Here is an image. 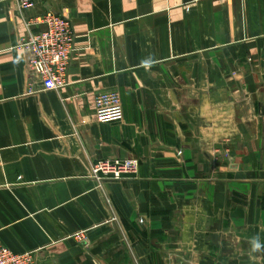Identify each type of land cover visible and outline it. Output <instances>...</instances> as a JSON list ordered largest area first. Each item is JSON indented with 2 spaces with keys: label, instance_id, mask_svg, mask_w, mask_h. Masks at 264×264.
I'll return each instance as SVG.
<instances>
[{
  "label": "crops",
  "instance_id": "crops-1",
  "mask_svg": "<svg viewBox=\"0 0 264 264\" xmlns=\"http://www.w3.org/2000/svg\"><path fill=\"white\" fill-rule=\"evenodd\" d=\"M33 3L0 0V246L33 264H264V0ZM47 14L76 41L57 91L19 49ZM109 90L124 118L100 123ZM106 160L138 171L99 182Z\"/></svg>",
  "mask_w": 264,
  "mask_h": 264
},
{
  "label": "built area",
  "instance_id": "built-area-1",
  "mask_svg": "<svg viewBox=\"0 0 264 264\" xmlns=\"http://www.w3.org/2000/svg\"><path fill=\"white\" fill-rule=\"evenodd\" d=\"M33 0H19V7L28 10ZM35 23L44 29L30 34L21 41L19 49L24 53L28 67L42 81L44 91H57L69 84V71L76 52L73 23L56 14L37 18ZM95 117L100 123L120 122L124 118L121 96L116 90L99 93L95 98ZM139 163L136 160L101 161L92 167V176L99 182L120 181L135 175ZM82 239L83 235L76 236ZM35 253L16 254L0 246V264H33Z\"/></svg>",
  "mask_w": 264,
  "mask_h": 264
}]
</instances>
